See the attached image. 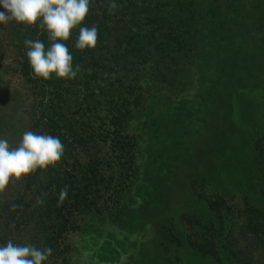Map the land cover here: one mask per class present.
I'll list each match as a JSON object with an SVG mask.
<instances>
[{
    "label": "rangeland",
    "instance_id": "rangeland-1",
    "mask_svg": "<svg viewBox=\"0 0 264 264\" xmlns=\"http://www.w3.org/2000/svg\"><path fill=\"white\" fill-rule=\"evenodd\" d=\"M110 2L93 0L79 26L97 27L95 49L75 47L79 27L64 42L80 66L74 80L35 78L23 42L42 36L47 48L46 33L14 21L0 24V138L15 147L33 131L58 136L65 148L56 167L0 192V246L11 239L48 247L36 217L55 176L57 192L68 186L60 214L66 221L45 264H218L221 250L230 261L264 264V233L249 231L245 213L246 206L264 211V31L258 24L264 10H253L258 0L217 1L225 15H234L228 7L251 11L242 20L253 47L251 79L232 86L222 68L239 57L219 45L206 49L209 39L201 40L200 30L156 36L166 9L176 4L183 11L179 0H114L112 14ZM0 12L7 14L2 4ZM180 20L171 25L179 31ZM228 113L244 127L231 130L221 117ZM220 130L231 145L243 143L237 140L242 131L250 143L240 167L230 166L227 175L221 157L205 149L218 143ZM219 146H213L216 154ZM211 176H224L223 194L236 196L224 198ZM219 197L234 216L222 213ZM211 243L218 254H200Z\"/></svg>",
    "mask_w": 264,
    "mask_h": 264
},
{
    "label": "clouds",
    "instance_id": "clouds-1",
    "mask_svg": "<svg viewBox=\"0 0 264 264\" xmlns=\"http://www.w3.org/2000/svg\"><path fill=\"white\" fill-rule=\"evenodd\" d=\"M92 3L93 0H0L7 10V14L0 12V24L14 21L36 27L47 34L50 42L47 48L39 39L23 42L35 78L48 81L55 76L57 79L74 80L80 66L74 67L73 55L64 42L70 39L74 29L84 23ZM116 8V3L111 0L109 14ZM97 43L96 26L79 27L75 41L78 50L95 49ZM64 152V145L58 136L25 131L15 147L7 139L0 138V192L10 182L20 181L38 169L46 171L49 167H56ZM67 196L68 186H64L58 195V207L64 204ZM51 255V247L41 249L33 244L20 245L11 239L0 246V264H45Z\"/></svg>",
    "mask_w": 264,
    "mask_h": 264
},
{
    "label": "trees",
    "instance_id": "trees-1",
    "mask_svg": "<svg viewBox=\"0 0 264 264\" xmlns=\"http://www.w3.org/2000/svg\"><path fill=\"white\" fill-rule=\"evenodd\" d=\"M177 1V0H174ZM218 0H192V3H190L189 5V1L188 0H179V2L181 3L182 8V12H179V9L177 8L176 4L175 6L173 5V7L175 9H166L165 11V16L162 17L163 21L158 29V32L156 34V36H158L160 39L163 38H172V37H179L180 33H187V31H193L195 29L200 30V38L201 40H204L205 37H207L209 40L206 43L207 45L204 46L207 48H211V46H222L224 47V51H228L229 50V54H232V56H238L239 59L238 60H234V61H230L229 64H225L224 68H222V71H225L224 75L227 79H230L232 86H238V84L240 83H244L247 82V79H251V74H250V67H251V63L249 62V55L253 53V50L251 48H253L252 46H250L249 41L250 39V35L247 34L246 30V26L243 24L242 20H246L247 18H250L248 16V14L250 15L251 11L248 12V9L242 10V9H237V11H233L231 9V7H228V12H233L234 15H230L226 13V15L223 13V11L220 9V4L219 2H217ZM242 1V0H240ZM194 2V3H193ZM167 5H169V3H167ZM259 9H263L264 10V0H258V2L256 3V6L254 7V11H258ZM197 10V12H195ZM253 11V12H254ZM262 11V10H261ZM262 13H264V11H262ZM181 14V20L179 19ZM241 17V19H239ZM223 17V18H222ZM252 17V16H251ZM184 18H189L188 22H186L184 20ZM180 20V27L181 29L184 30H178L177 28H173V26H171L173 23H176ZM171 22V23H170ZM260 24V32L264 31V23H263V17L261 19V21H259ZM176 25V24H175ZM170 27V28H168ZM179 27V25H178ZM173 28V29H171ZM188 28V29H187ZM248 31V30H247ZM45 34V33H44ZM47 35V34H45ZM184 36V35H183ZM47 37V36H46ZM45 37V39H46ZM185 38V36H184ZM193 38V37H192ZM256 38V39H255ZM253 38V43L255 40H257L259 37H255ZM262 40L264 41V38L261 37ZM260 38V39H261ZM39 40L43 41L42 36H40ZM216 42H218L216 44ZM263 43L258 44V47H263L261 46ZM191 44H189L188 42H185L184 46H190ZM257 47V46H256ZM257 47V48H258ZM231 49V50H230ZM226 56V54H225ZM253 58V57H252ZM251 58V59H252ZM235 62V63H234ZM234 63V64H233ZM232 67H231V66ZM110 88V86H109ZM118 98H120L118 96ZM178 106V105H177ZM226 117H225V116ZM223 116V117H222ZM221 117L225 120H230V115L228 114H223L221 115ZM220 117V118H221ZM240 117V116H239ZM242 118H244L246 120V124L247 125V115H243ZM228 124H230V126H228L231 130L233 129L234 131H237V128H242L244 127L243 124H241L240 122L234 123L233 120L227 121ZM227 123L224 125V128L226 127ZM234 125L235 128L234 129ZM222 132V133H221ZM223 132L224 131H219L218 134L220 135V139L218 141V143L220 144L219 146V154H216L217 152L214 151L213 146L218 144L215 141H211L210 145H208L209 143L206 141L208 147L205 148L207 151V155H211V156H218L221 157V163L219 165H221L222 167V172L227 175L225 173L226 169H228L230 166L233 167H240V164L243 161V157L246 156V146H249L250 143L249 141L246 140V136L244 135L243 131L240 133L241 135L239 136V138L237 140H242L243 143L241 144V142L237 143L236 145L232 143V145L230 144L229 141H226L225 139H223ZM238 132H240L238 130ZM227 133V132H224ZM225 135V134H224ZM249 144V145H248ZM235 145V146H234ZM227 146H231V149L228 150L226 147ZM240 149H244V153L241 152ZM234 151V152H233ZM239 151V154H238ZM242 153V154H241ZM208 158V157H207ZM207 158H204V162L206 165L210 164L211 161ZM209 160V161H208ZM215 160V158H214ZM208 163V164H207ZM264 170V168H263ZM229 173V170H227ZM212 176L209 177L208 180H212V182L214 184H217L216 188L220 191L221 190V195L225 198H234L237 194V191H233L232 194L228 192H224L222 191V188L225 187L224 183L228 182L225 181L224 176H222V178H217V177H213ZM207 180V178H206ZM55 183H58L57 178L55 176H52L51 178L48 179V184H50V186H47V194L45 195L46 197H48V201L43 204L42 201V209L39 212V209L37 208L36 212L38 213V216L40 214L39 217H36V220L38 221V223H42L45 226V231L48 233V238H46V244L48 245V247H52V251H53V246H54V241H56L57 236H59L63 231H64V225H65V221L66 219L64 217H61L62 215V209L61 206H57L58 203V193L55 190ZM223 185V187H220L219 185ZM244 188H246V186H243ZM263 199H264V192H263ZM261 195V196H262ZM42 200V198H41ZM219 202L218 204H221L219 206V209L222 210V213H232V215L234 216V212H229V207L225 206V201L222 200L220 197L218 198ZM223 202V204H222ZM253 205V204H252ZM264 205V204H262ZM261 205V206H262ZM223 206V207H222ZM225 206V207H224ZM253 207V206H252ZM251 206H246L245 208V213H247V227L249 229V231H253L255 232L257 235L259 234H263L264 233V211H262L259 208H252ZM230 216V215H229ZM212 227H210V229H212L214 226L211 225ZM209 229V228H208ZM264 235V234H263ZM113 238V240L111 239L110 242V246H111V250L114 251L116 250L117 244H116V240H115V236H111ZM220 237V236H218ZM221 239V238H220ZM119 242V241H117ZM227 244V242H226ZM228 245V244H227ZM118 247L123 249V245L118 243ZM208 249V248H207ZM209 252H212V254H214V256H216V254H218V250L216 252L215 250V245L213 243H211L210 247L208 250L206 249H202V252L200 254L206 255L209 254ZM220 254V262L218 261V264H244L242 261H239L238 259H234L235 261H230L228 260V256H227V251L226 250H221L219 252ZM210 255V254H209ZM52 257V255L50 256ZM49 257V258H50ZM212 257V256H211ZM197 258V257H196ZM198 259H199V255H198ZM160 264V262L158 261H150L147 264ZM193 263L195 264H201L199 263L197 260H193Z\"/></svg>",
    "mask_w": 264,
    "mask_h": 264
}]
</instances>
